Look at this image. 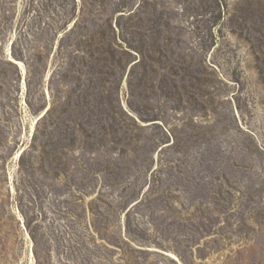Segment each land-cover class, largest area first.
<instances>
[{
  "label": "rangeland",
  "instance_id": "374dc122",
  "mask_svg": "<svg viewBox=\"0 0 264 264\" xmlns=\"http://www.w3.org/2000/svg\"><path fill=\"white\" fill-rule=\"evenodd\" d=\"M0 264H264V0H0Z\"/></svg>",
  "mask_w": 264,
  "mask_h": 264
},
{
  "label": "bare ground",
  "instance_id": "6f19581e",
  "mask_svg": "<svg viewBox=\"0 0 264 264\" xmlns=\"http://www.w3.org/2000/svg\"><path fill=\"white\" fill-rule=\"evenodd\" d=\"M174 259H175V258H174ZM174 259H173V260H174Z\"/></svg>",
  "mask_w": 264,
  "mask_h": 264
}]
</instances>
